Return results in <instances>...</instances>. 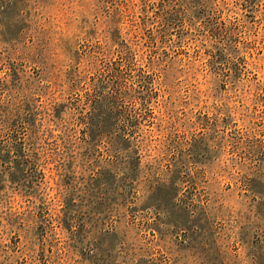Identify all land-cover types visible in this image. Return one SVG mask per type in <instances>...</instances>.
I'll use <instances>...</instances> for the list:
<instances>
[{
  "label": "rangeland",
  "instance_id": "obj_1",
  "mask_svg": "<svg viewBox=\"0 0 264 264\" xmlns=\"http://www.w3.org/2000/svg\"><path fill=\"white\" fill-rule=\"evenodd\" d=\"M0 264H264V0H0Z\"/></svg>",
  "mask_w": 264,
  "mask_h": 264
}]
</instances>
